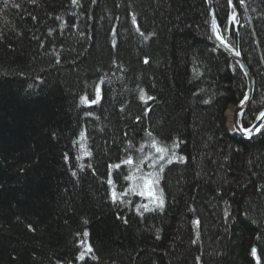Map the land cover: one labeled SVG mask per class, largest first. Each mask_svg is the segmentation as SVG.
Returning a JSON list of instances; mask_svg holds the SVG:
<instances>
[{
  "label": "trees",
  "instance_id": "16d2710c",
  "mask_svg": "<svg viewBox=\"0 0 264 264\" xmlns=\"http://www.w3.org/2000/svg\"><path fill=\"white\" fill-rule=\"evenodd\" d=\"M235 2L248 128L264 0ZM246 91L206 0H0V264H264V127L227 125Z\"/></svg>",
  "mask_w": 264,
  "mask_h": 264
},
{
  "label": "water",
  "instance_id": "95a60500",
  "mask_svg": "<svg viewBox=\"0 0 264 264\" xmlns=\"http://www.w3.org/2000/svg\"><path fill=\"white\" fill-rule=\"evenodd\" d=\"M208 10H209V16H210V31H211V37L218 48V50L223 53L225 56L231 58L241 69L243 74L246 77L247 80V91L245 96L248 97L247 100L244 98L236 104V107L234 109V114H233V125L235 132L237 134H240L242 137L245 139H251L253 136H255L260 129L264 126V118L261 117V113H264V108L259 112L257 115V118L255 122L248 128L244 127L242 125V116L248 109L249 105L252 102L254 92H255V87H256V80L253 75V72L249 65L247 64L243 51H242V44H241V36L239 32V26L238 23L233 20V17L236 18V15L238 14V10L235 8L234 13L231 15V21L234 22L235 28L237 33L239 34V41H238V46L233 47L228 40L224 37L222 33V26L221 23L219 22V19L217 17L216 11H215V6L213 0H206ZM232 6H235V0H231ZM213 24H215L216 30L213 29ZM245 129H252L251 132L245 131Z\"/></svg>",
  "mask_w": 264,
  "mask_h": 264
},
{
  "label": "snow or ice",
  "instance_id": "6c2138e0",
  "mask_svg": "<svg viewBox=\"0 0 264 264\" xmlns=\"http://www.w3.org/2000/svg\"><path fill=\"white\" fill-rule=\"evenodd\" d=\"M234 19H235V17H233V20H234ZM216 27H217V26H216L215 24H213V29H214V30H216ZM149 99H151V98L149 97ZM244 99L247 100L248 97L245 96ZM82 102H83V103H87V102H88V101H87V98H86V97H85V98H82ZM92 103H95V101H92ZM261 117L264 118V113H261ZM245 131H247V132H251L252 129H245ZM158 151L161 152V153L163 154V153H166V152H167V149H166V148H159ZM161 158H163V155L161 156ZM127 163L131 164L132 161L129 160V161H127ZM153 184H154V181H151V180L146 181V182H145V187L147 188L148 193H149V195L152 197V199L156 200V199H158V197H156L155 194H153V192H152ZM142 194H143V193H142ZM113 198H114V199L116 198V194H115V193H113ZM160 203L162 204V200L160 201ZM146 207H147V206H145V208H146ZM85 236H87V233H85ZM88 251H91V249L88 248ZM252 252H253V255L256 254V250H255V248L252 250ZM81 258H82V257H81Z\"/></svg>",
  "mask_w": 264,
  "mask_h": 264
},
{
  "label": "bare ground",
  "instance_id": "6f19581e",
  "mask_svg": "<svg viewBox=\"0 0 264 264\" xmlns=\"http://www.w3.org/2000/svg\"><path fill=\"white\" fill-rule=\"evenodd\" d=\"M230 3H231V0H230ZM231 8H232V11H231V14H230V17H229V26H231L232 24L234 25L235 27V24L233 21H231V15L234 13L235 11V8L238 10L237 8V5H236V2H235V6H232V3H231ZM239 10H238V14L236 15V18H235V21L238 23V26L240 28V16H239ZM236 30V28H235ZM237 32V31H236ZM240 32V31H239ZM239 35V34H238ZM231 44V43H230ZM232 45V44H231ZM216 46V45H215ZM233 47H237L238 44L236 46L232 45ZM217 48V47H216ZM218 49V48H217ZM223 54V53H222ZM255 93V92H254ZM254 97V96H253ZM233 114H234V109L233 108H228L227 112H226V115H227V119H228V122H227V125H228V128L231 132H235V129H234V125H233ZM243 117V116H242ZM257 118V117H256ZM256 120V119H255ZM255 122V121H254ZM253 122V123H254ZM264 127V126H263ZM237 134V133H236ZM240 135V134H239ZM254 137V136H253ZM252 137V138H253ZM251 138V139H252ZM250 140V139H249Z\"/></svg>",
  "mask_w": 264,
  "mask_h": 264
},
{
  "label": "rangeland",
  "instance_id": "374dc122",
  "mask_svg": "<svg viewBox=\"0 0 264 264\" xmlns=\"http://www.w3.org/2000/svg\"><path fill=\"white\" fill-rule=\"evenodd\" d=\"M222 26V25H221ZM222 33H223V28H222ZM225 33V32H224ZM224 33H223V35H224ZM226 34V33H225ZM226 39H227V37L226 36H224ZM235 107H236V105H232V106H230V108H233V109H235ZM228 120V119H227ZM228 122V121H227ZM146 181H149L148 179H146V180H144V182H142L143 184H141L139 187H138V192H140L141 194L143 193V197H145V198H147L148 199V202L149 203H154V204H156L157 202H159V199H156V200H154V199H152V197L149 195V193H148V190H147V188L145 187V182ZM152 192H153V194H155V196L156 197H158L157 195H156V192H155V190H154V187L152 188Z\"/></svg>",
  "mask_w": 264,
  "mask_h": 264
}]
</instances>
